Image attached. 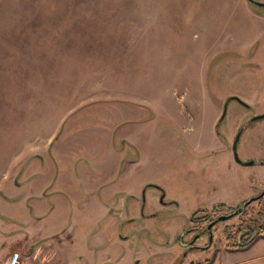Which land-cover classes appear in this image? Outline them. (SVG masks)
<instances>
[{"label": "rangeland", "instance_id": "rangeland-1", "mask_svg": "<svg viewBox=\"0 0 264 264\" xmlns=\"http://www.w3.org/2000/svg\"><path fill=\"white\" fill-rule=\"evenodd\" d=\"M251 1L264 2L0 0L3 236L20 237L22 225L42 229L29 218L38 199L26 203L24 197L39 194L52 177L53 145L64 144L69 134L72 145H80L75 155L85 160L82 146L89 147L92 136L84 129L98 123L101 113L109 119L122 113L118 118L125 119L123 131L132 144L120 147L127 160L140 159L135 178L122 184H143L139 209L127 210L129 199L123 207L135 215L120 225L135 234L122 245L135 252L129 264L210 262L227 243L222 227L235 226L241 216L216 224L212 239L203 234L199 242L211 243L208 251L184 253L180 239L190 243L197 233L191 212L213 203L243 207L264 191V164L229 172L221 163L225 155L210 149L219 143L210 138L215 119L235 95L253 103L251 110L230 100L220 138L230 148L237 140L235 153L243 163L264 160V118L252 120L264 111V7ZM45 167L47 173L36 176ZM75 178L81 186L79 172ZM51 197L47 201L56 204ZM78 200L76 210L70 201L77 219L95 216L96 204L83 209ZM120 202L113 194L104 203L117 217ZM263 204L251 202L243 220L255 219ZM47 220L49 232L53 222ZM13 251L24 264L21 250Z\"/></svg>", "mask_w": 264, "mask_h": 264}, {"label": "crops", "instance_id": "crops-1", "mask_svg": "<svg viewBox=\"0 0 264 264\" xmlns=\"http://www.w3.org/2000/svg\"><path fill=\"white\" fill-rule=\"evenodd\" d=\"M121 114H113L110 120L108 114L101 113L100 119L94 118L95 121L98 119V123L93 122L89 128L84 129L90 131L92 136L89 147L81 145L85 150V160H79L80 158L75 155L74 152L80 145L73 146L72 137L69 134L65 135L64 144L53 145L52 168L45 167L43 170L39 168L36 174V176H43L50 168L52 177L48 179L49 181L39 194L27 193L24 197L26 203L31 199L32 201L38 199V203L34 204L33 214L29 218L38 221L42 229L31 232L26 230L27 225H22V230L17 231L21 232L20 237L13 232L3 236L4 234L0 231V242H5L0 245V264H4V257L8 256L14 248L21 250L24 264H129L135 258L134 250L130 248L126 250L122 246L126 239L135 234L130 229H120V225L125 220H134L135 215L126 213L123 207L129 199L131 203L127 210H132L135 206L137 210L139 209L140 189L143 184L135 185V181L128 182V185L122 184L125 178L128 180L131 177L135 178V170L140 164V159L131 157L132 159L127 160L124 155L125 149L120 147L121 144H132L123 131L125 119L118 118ZM81 132L78 131L77 134ZM116 138L120 142L118 145H116ZM210 138L214 144L219 142L210 149H217L225 155V161L221 163H224V167L228 166L229 170L226 168L224 170L230 172L231 169L242 167L234 162L230 148L220 141L215 133H212ZM58 164L59 171H57ZM74 169L82 176L81 186L75 181ZM113 194L119 195L121 201L116 206L117 217L113 214L115 209L109 208L110 205L104 203ZM48 196H54L57 203H49L46 199ZM78 199L81 200L83 209L88 205L96 204L95 216L83 214L80 219H77L70 201H74L76 210L78 205L75 201L78 202ZM41 200L43 202L39 204ZM50 217L53 226L48 230L49 232H46L44 226ZM185 248L183 246L182 250L184 251ZM201 264H264V237L256 239L245 248L224 247L217 251L210 262L205 261Z\"/></svg>", "mask_w": 264, "mask_h": 264}, {"label": "flooded vegetation", "instance_id": "flooded-vegetation-1", "mask_svg": "<svg viewBox=\"0 0 264 264\" xmlns=\"http://www.w3.org/2000/svg\"><path fill=\"white\" fill-rule=\"evenodd\" d=\"M247 1H250V0H247ZM252 2V1H251ZM255 2H260V1H255ZM255 2H252L253 5L255 6H263L264 5H258L256 4ZM264 3V2H262ZM230 100H236L237 102H239L240 104L244 105L245 107H247L249 105V109L251 110V106L253 103L251 102H246L245 100H243L242 98L238 97V96H235V95H231L228 99H227V102L226 104L224 105L223 107V110H222V113L220 116H218L216 119H215V123H214V128H215V134L216 136L219 138L220 141H222V139L220 138V133H219V124L221 122V120L224 118L225 114H226V108H227V104L230 102ZM255 116L252 118V120H257V119H261V118H264V111H261V112H258V113H254ZM226 141V140H225ZM237 141V140H236ZM236 141L233 142L232 144V147H228L227 143L226 146L228 148H230L231 152L233 153V160L234 162L242 165V166H248L250 164H253V165H256V164H259V165H263L264 164V160H261V159H258V160H253V161H250V162H247V163H243L242 161L239 160L237 154L235 153V146H236ZM223 142V141H222ZM213 152L215 151L216 152V149L215 150H212ZM214 152V153H215ZM238 158V159H237ZM151 186H154L156 188H159L161 190V192L163 191L162 188H160L159 186L153 184ZM263 193V194H262ZM262 196L261 194L259 195H256L254 196L255 198L256 197H261V199L259 200H263L264 201V191L262 192ZM252 197V198H254ZM251 199V198H250ZM254 200V199H253ZM251 201V202H255V201ZM257 200V201H259ZM250 202V203H251ZM250 203L244 205L243 207H235L234 208L231 206V207H226L225 206V209L223 211H220L218 210V205L219 204H223L224 203H217V204H212L210 205V207H207V208H198V209H195L194 211L191 212V214L189 215V218H190V223H191V227L197 229V233H196V236H195V239H194V235L192 234L191 235V238L193 239L190 243H185L183 239H180V241L182 242L183 246H185V250H184V253H187L189 252V250H194V249H201V250H209L211 248V243H207V242H199L200 238L203 236L204 233H208L209 236H210V239H212V228L218 224L219 222H223V221H227L229 219L232 218V214H234V212L237 210V208H243L242 210H244V208H248V206L250 205ZM228 210H231L230 212H228ZM241 210V211H242ZM197 211V212H195ZM195 212V213H194ZM199 212L201 213L200 215ZM264 213V212H263ZM241 214L237 215L236 213L234 214V216H237L239 217ZM206 216V220L205 221H199L197 220L198 218L200 217H205ZM221 216H227L224 220H219V217ZM261 221L264 223V216L262 217ZM240 225V220L239 222L234 226V225H224L222 227V233L224 235V238H225V241L227 242L225 247L226 248H229V244L230 243H233L234 241H232V236L231 234L235 233L237 227ZM199 231H202L203 233H200ZM246 230L245 231H240L239 234H238V237H237V240L236 241H240V239L246 235ZM255 236V235H254ZM191 263H199L201 264V262H198V261H192ZM190 263V264H191Z\"/></svg>", "mask_w": 264, "mask_h": 264}, {"label": "trees", "instance_id": "trees-1", "mask_svg": "<svg viewBox=\"0 0 264 264\" xmlns=\"http://www.w3.org/2000/svg\"><path fill=\"white\" fill-rule=\"evenodd\" d=\"M149 185H153V184H147L146 186H149ZM259 199H261V197H256L253 201H256ZM259 203H261V200H259ZM217 209L220 211H223L225 209V205L219 204ZM242 209L243 208H237L238 211L236 212V214L237 215L241 214L240 215L241 217L239 216L240 217V225L237 227L235 233L231 234V235H233L231 237L232 241H234L233 243L229 244V247L231 249L245 248V247L249 246L252 242H254L256 239H258L260 237H264V223L261 221L262 217L264 216L263 215L264 204H263V206H261L259 208L255 219L250 217V219H248V220L247 219L243 220V218L245 216H247V214H248L249 206L246 209L244 208V210H242ZM195 212H197V211H195ZM206 219L207 218L205 216V217H200L197 220L202 222V221H205ZM245 230L247 231L246 235L243 236L239 242L236 241L239 232L245 231ZM191 264H199V263H191Z\"/></svg>", "mask_w": 264, "mask_h": 264}, {"label": "built area", "instance_id": "built-area-1", "mask_svg": "<svg viewBox=\"0 0 264 264\" xmlns=\"http://www.w3.org/2000/svg\"><path fill=\"white\" fill-rule=\"evenodd\" d=\"M20 252L13 251L4 264H20Z\"/></svg>", "mask_w": 264, "mask_h": 264}, {"label": "water", "instance_id": "water-1", "mask_svg": "<svg viewBox=\"0 0 264 264\" xmlns=\"http://www.w3.org/2000/svg\"><path fill=\"white\" fill-rule=\"evenodd\" d=\"M255 3L258 4V5H264V3H262V2H255ZM237 159H238V158H237ZM262 194H263V193H262ZM262 194H261V196H262ZM253 199H255V197L249 199V200L245 203V205L248 204V203H250ZM237 211H238V210H236V211L234 212V214H235ZM226 217H227V216H221V217H219V220H224Z\"/></svg>", "mask_w": 264, "mask_h": 264}]
</instances>
